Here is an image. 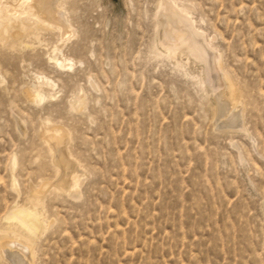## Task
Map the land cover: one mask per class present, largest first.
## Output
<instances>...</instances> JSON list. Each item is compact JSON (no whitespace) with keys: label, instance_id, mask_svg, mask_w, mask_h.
Wrapping results in <instances>:
<instances>
[{"label":"rangeland","instance_id":"1","mask_svg":"<svg viewBox=\"0 0 264 264\" xmlns=\"http://www.w3.org/2000/svg\"><path fill=\"white\" fill-rule=\"evenodd\" d=\"M170 9L216 76L168 55ZM62 15L63 37L0 48V241L10 210L56 181L41 139L56 127L79 195L45 194L31 264H264V0H66ZM44 77L52 97L33 103Z\"/></svg>","mask_w":264,"mask_h":264},{"label":"bare ground","instance_id":"2","mask_svg":"<svg viewBox=\"0 0 264 264\" xmlns=\"http://www.w3.org/2000/svg\"><path fill=\"white\" fill-rule=\"evenodd\" d=\"M65 4L66 0L7 1L4 8L0 7V48L15 51L21 50L32 40L39 42L43 32L52 30H57V33L58 31L62 32L60 34L63 37L66 34L64 28H66L67 24L62 15ZM167 15L162 18V21L165 24L164 28L169 32V38H166L169 41L165 42V44L163 43L168 55L174 59L178 56H185L188 61L193 60L195 63L203 64L207 69L208 78L216 76L214 75L215 60H218L220 68L222 65L220 64V59L216 57L205 40L196 33L192 36L179 20L181 15L178 13L170 9ZM55 62L58 63L57 59H55ZM221 77L224 83L222 92H220L221 96H223L221 102L233 104L235 108L241 103V92L226 73H222ZM218 81L220 80L218 79ZM43 87L49 88V90L52 89L51 82L45 77L42 78L39 89L26 92L28 100L38 103L48 97H52L51 94L44 92ZM78 100L80 101V99ZM79 101L77 104L79 103L81 107L82 102ZM52 128L46 127L41 134V139L49 145L48 151L50 153L48 154L52 155V169L51 167L50 169L56 173V181L54 183L43 182L40 184L38 188L34 189L33 196L28 199V205L13 207L7 214L12 240L0 241V253L8 251L9 257L6 255L7 258H12L15 264H31L33 245L41 234L47 230L48 226L40 211L44 207L43 197L46 196L45 194L54 189L56 192L65 193V195H79L80 165L70 157L66 149L52 146L54 144L60 146L68 138V134H66V131L64 133L60 129V131L57 130L56 127L55 129ZM55 149L56 158H54ZM15 164H13V167ZM52 191L50 192L51 194L53 193Z\"/></svg>","mask_w":264,"mask_h":264}]
</instances>
